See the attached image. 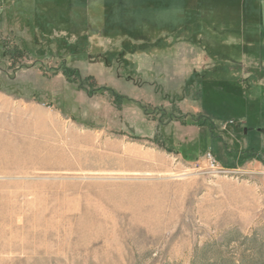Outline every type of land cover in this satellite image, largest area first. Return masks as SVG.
Wrapping results in <instances>:
<instances>
[{
  "label": "rangeland",
  "instance_id": "1",
  "mask_svg": "<svg viewBox=\"0 0 264 264\" xmlns=\"http://www.w3.org/2000/svg\"><path fill=\"white\" fill-rule=\"evenodd\" d=\"M101 1L0 0V96L65 134L0 172V264H264V38L239 64L233 0Z\"/></svg>",
  "mask_w": 264,
  "mask_h": 264
},
{
  "label": "bare ground",
  "instance_id": "2",
  "mask_svg": "<svg viewBox=\"0 0 264 264\" xmlns=\"http://www.w3.org/2000/svg\"><path fill=\"white\" fill-rule=\"evenodd\" d=\"M35 113L26 104H15L0 96V172L63 154L62 147L56 141L65 135L64 130L55 121L52 123L50 116ZM73 136L76 137V133ZM3 221H6L5 217ZM7 221L11 222L10 219Z\"/></svg>",
  "mask_w": 264,
  "mask_h": 264
},
{
  "label": "crops",
  "instance_id": "3",
  "mask_svg": "<svg viewBox=\"0 0 264 264\" xmlns=\"http://www.w3.org/2000/svg\"><path fill=\"white\" fill-rule=\"evenodd\" d=\"M229 1H231V0H228V3H229ZM233 1H234L233 2L234 6L237 7L239 10H241V12H239L240 18L238 20L239 29L237 30L238 32L236 34L240 41L237 45H234L235 46V49H234L235 52L234 53L239 54V57L235 58V59H238L239 64H241L240 61L242 62V57L244 55L252 54V53L257 54V49H256L257 46H254L255 48L248 47L246 42L252 43L251 40L250 41L245 40V42H244L242 37L243 36H245V37L252 36L253 34L257 33V34H259V37L264 38V30H263L264 29V0H233ZM231 3L232 2H230L229 4H231ZM187 6H191V5L188 4ZM245 10L250 11V13L245 14V12H246ZM243 11H244V13H243ZM250 20L256 21L257 24H259L258 22L260 21V24L258 25L260 27L259 33H258V31L254 32L253 28L251 29L248 27L249 25H247V23H249ZM253 42H254V40H253ZM243 43H245V44H243ZM238 47L240 48V50L237 49ZM258 53H260L259 50H258ZM263 61H264V58L263 59L261 58L262 64H263ZM239 69H242V68L239 67ZM253 79H254V76H253ZM236 80H237L236 83L239 84V86H245V85L251 84L250 83L251 80L246 79V77H244V78L241 77L240 79L237 78ZM244 82H245V84H244Z\"/></svg>",
  "mask_w": 264,
  "mask_h": 264
},
{
  "label": "trees",
  "instance_id": "4",
  "mask_svg": "<svg viewBox=\"0 0 264 264\" xmlns=\"http://www.w3.org/2000/svg\"><path fill=\"white\" fill-rule=\"evenodd\" d=\"M214 1H215V0H214ZM214 1H209V2H211V3L214 4ZM220 1H222V0H220ZM220 1H219V2H220ZM166 2H169V1L165 0L163 4H164V5H169V4H167ZM209 2L206 0L205 3H209ZM215 2H216V1H215ZM152 3H155V1H153ZM87 4H88V9H94L95 6H94V4L92 3V1H89ZM201 4H202V3H201ZM99 5H102V7H103V10L101 11V14H102V15H106V13H108L109 11L112 12V9H111V8H112V6H113L114 4H113V3H108L107 1L105 2V0H102L101 3H100ZM99 5H98V6H99ZM117 5L119 6V8H122V9H121V12H122V10L124 11V6H123V3H122L121 1H120V3H118ZM155 5H156V4H155ZM180 5H181V4H180ZM203 5H204V4H203ZM120 6H121V7H120ZM184 6H185V5H184ZM110 9H111V10H110ZM98 20H100V19L98 18ZM17 50H18L17 52H21V51H20V50H21L20 47H18ZM66 71H67V70H65V72H66ZM238 86H239V85H238ZM238 86H236L237 89H238ZM239 88H241V87L239 86ZM206 122L210 124V125L208 124V127H209V130H210V132H211V130H212V124H213V123H212V122H208L207 119H205V121H203L202 124H205ZM210 134H211V133H210ZM251 154H252V153H251Z\"/></svg>",
  "mask_w": 264,
  "mask_h": 264
},
{
  "label": "built area",
  "instance_id": "5",
  "mask_svg": "<svg viewBox=\"0 0 264 264\" xmlns=\"http://www.w3.org/2000/svg\"><path fill=\"white\" fill-rule=\"evenodd\" d=\"M206 156H207V159L209 160V164H210V167H216V161H215V159L212 157V155L208 152L207 154H206Z\"/></svg>",
  "mask_w": 264,
  "mask_h": 264
}]
</instances>
